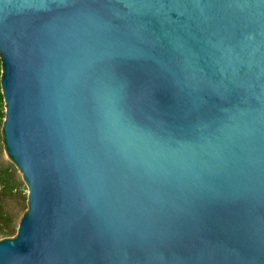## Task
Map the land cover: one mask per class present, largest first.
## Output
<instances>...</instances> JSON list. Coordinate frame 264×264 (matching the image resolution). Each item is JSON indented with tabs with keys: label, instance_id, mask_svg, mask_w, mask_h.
Segmentation results:
<instances>
[{
	"label": "water",
	"instance_id": "1",
	"mask_svg": "<svg viewBox=\"0 0 264 264\" xmlns=\"http://www.w3.org/2000/svg\"><path fill=\"white\" fill-rule=\"evenodd\" d=\"M0 52V264H264V0H0Z\"/></svg>",
	"mask_w": 264,
	"mask_h": 264
},
{
	"label": "rangeland",
	"instance_id": "2",
	"mask_svg": "<svg viewBox=\"0 0 264 264\" xmlns=\"http://www.w3.org/2000/svg\"><path fill=\"white\" fill-rule=\"evenodd\" d=\"M0 58L1 52H0ZM2 73L5 72V65L2 64ZM3 84V83H2ZM5 111L7 112V100L4 101ZM7 118V117H6ZM6 118L4 119V127L0 130L1 135L3 136L0 139V174L4 176V180L11 178L9 186L4 189L2 186V180L0 179V201L7 200L9 202L8 208L10 211L17 214L18 222V232L20 230L21 222L23 217L30 210V193L31 187L24 174L23 169L19 165L18 161L15 159L12 151L8 145L5 136V123ZM11 194V195H10ZM24 198L26 199L24 201ZM25 204V208L22 209V205Z\"/></svg>",
	"mask_w": 264,
	"mask_h": 264
},
{
	"label": "trees",
	"instance_id": "3",
	"mask_svg": "<svg viewBox=\"0 0 264 264\" xmlns=\"http://www.w3.org/2000/svg\"><path fill=\"white\" fill-rule=\"evenodd\" d=\"M2 64L3 59L0 58V130L4 127V119L7 117V112L5 111V93L3 88V76L4 73H2ZM3 136L0 133V139ZM0 179L2 180V186L4 189H6L9 186V182L11 181V178H7L4 180V176L0 174ZM11 195V194H10ZM26 199L24 198V201ZM9 202L7 200L0 201V242L6 241V240H13L18 237V222H17V214L10 211V208H8ZM25 208V204L22 205V209Z\"/></svg>",
	"mask_w": 264,
	"mask_h": 264
}]
</instances>
